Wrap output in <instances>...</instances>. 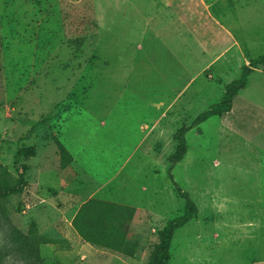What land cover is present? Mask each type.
Returning <instances> with one entry per match:
<instances>
[{
  "label": "rangeland",
  "instance_id": "1",
  "mask_svg": "<svg viewBox=\"0 0 264 264\" xmlns=\"http://www.w3.org/2000/svg\"><path fill=\"white\" fill-rule=\"evenodd\" d=\"M200 13L191 19L197 34L189 31V38L196 39L202 59L208 55L206 32L213 34L214 52L219 42L229 40L219 28L209 24L207 30V17ZM96 22L93 0H0V163L14 177L23 169L26 180L22 193L0 200V264H148L160 232L184 214L186 199L177 188L195 201L198 213L175 232L169 264H264V148L221 140L211 152L226 162L224 171L206 157L207 127L186 133L187 154L174 165L169 158L178 145L176 125L138 151L132 147L122 154L111 166L122 170L116 178L111 168L106 172L102 182L112 194L126 180L157 178L162 204L155 213L140 214L135 208L126 251L85 242L74 227L73 234L69 222L101 186L61 152L68 143L76 153L73 143L87 141L92 132V118L84 115L90 99L84 114L77 108L83 107L86 93L92 95L86 70L93 67ZM215 55L218 59L221 53ZM239 61L232 52L215 61L225 68L220 75L215 68L204 71L202 78L211 85L200 86L205 95L187 106L179 130L222 100L225 86L242 76L246 65ZM263 84L257 73L246 93L257 95ZM261 102L264 108V97ZM26 147H34L35 155L16 162L18 150ZM39 236L50 242L40 244ZM27 238L30 245L36 242L33 253L23 247Z\"/></svg>",
  "mask_w": 264,
  "mask_h": 264
},
{
  "label": "crops",
  "instance_id": "2",
  "mask_svg": "<svg viewBox=\"0 0 264 264\" xmlns=\"http://www.w3.org/2000/svg\"><path fill=\"white\" fill-rule=\"evenodd\" d=\"M196 1L93 0L98 28L93 67L86 70L92 95L89 98L86 93L83 107L77 108L84 114L90 99V107L84 115L92 118L93 128L87 141L81 138L80 142L73 143L76 153L68 143L65 145L76 166L101 185L91 198L134 207L140 214L155 213L162 204L158 198L157 178L143 183L126 180L112 194L105 192L108 183L102 182L106 172L132 147L138 151L152 136L157 133L163 136L175 125L179 130L182 114L188 113L187 106L196 104L205 95L200 86L211 85L202 78L204 71L215 68L218 75L225 71L215 63L219 58L234 52L245 66L256 56L264 57V0H199L197 4ZM191 3L196 4L201 13ZM198 13L206 15L207 30L209 24L219 28L221 35L229 40V44L219 42L214 52L211 47L217 44L212 40L213 34L206 30L204 46L208 55L202 59L196 39L189 38V31L194 36L197 34L190 25L191 19L196 21ZM217 52L221 53L218 59ZM262 66L264 64L253 69L230 112L222 117L214 116L188 131L197 129L202 133V128L208 127L206 157L210 156L211 164L223 166L224 171L226 162L216 152H211L221 140L264 148L261 102L264 84L257 95L246 93L257 73L264 78ZM175 133L176 130L172 136ZM133 155H128L127 164ZM112 168L116 178L122 170L115 172ZM245 172L243 175L251 174ZM72 222L69 223L73 232Z\"/></svg>",
  "mask_w": 264,
  "mask_h": 264
},
{
  "label": "trees",
  "instance_id": "3",
  "mask_svg": "<svg viewBox=\"0 0 264 264\" xmlns=\"http://www.w3.org/2000/svg\"><path fill=\"white\" fill-rule=\"evenodd\" d=\"M95 26L97 30V22ZM262 64H264V57L252 59L249 65L243 68L241 78L225 86L223 98L219 103L213 104L207 111L199 114L192 125L183 126L178 130L174 136L178 145L175 153L169 158V161L173 165L182 161L187 154L188 144L186 133L193 127L200 125L214 116L222 117L230 112L235 97L247 86L248 78L253 72V69ZM61 152L62 156L65 158H73L65 145L62 146ZM35 153L34 147L22 148L18 150L15 160L19 162L23 157L30 158L34 156ZM170 176L173 178L171 174ZM25 186L26 180L23 169L18 177H14L0 163V200L7 199L14 194L22 193ZM177 192L186 199L184 214L169 221L160 232L159 243L152 250L148 264H169L171 259L170 246L175 232L189 223L198 213V206L195 201L190 198L188 193L182 191L180 188H177ZM135 213L136 209L134 207L91 198L78 210L73 219V227L85 242L117 251H126L129 227ZM12 229L19 232L15 227ZM39 239L42 240L40 244L50 242V239L45 236H39ZM23 243L25 244L23 245L25 250L32 253L34 252L35 248L33 246L36 242L34 244L33 239L31 245L29 244V238Z\"/></svg>",
  "mask_w": 264,
  "mask_h": 264
},
{
  "label": "bare ground",
  "instance_id": "4",
  "mask_svg": "<svg viewBox=\"0 0 264 264\" xmlns=\"http://www.w3.org/2000/svg\"><path fill=\"white\" fill-rule=\"evenodd\" d=\"M208 128V127H207Z\"/></svg>",
  "mask_w": 264,
  "mask_h": 264
}]
</instances>
